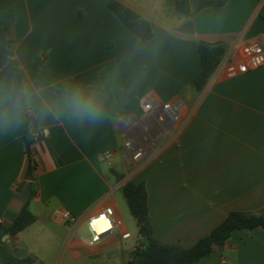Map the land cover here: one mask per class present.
Returning a JSON list of instances; mask_svg holds the SVG:
<instances>
[{"label": "crops", "instance_id": "obj_1", "mask_svg": "<svg viewBox=\"0 0 264 264\" xmlns=\"http://www.w3.org/2000/svg\"><path fill=\"white\" fill-rule=\"evenodd\" d=\"M108 1L15 0L12 30L0 27V232L26 202L35 216L16 236L1 237L19 259L128 264L145 239L122 193L127 181L144 183L147 219L163 244L189 248L229 212L264 211V65L235 79L218 68L244 43L264 39V0H227L196 12L190 0L191 15L176 10L177 0H114L149 22L147 42L118 21ZM199 43L223 52L196 91L191 82L200 72ZM11 60L22 90H41L45 99L68 87L102 89L103 117L55 118L36 100L28 109L34 140L28 158L16 135L19 115H6V92L16 88ZM176 101L194 112L181 127L178 119L163 132L144 104ZM131 139L146 152L126 165L124 143ZM106 208L117 224L89 245L86 222ZM60 210L75 222L64 223ZM192 264H264V229L235 230Z\"/></svg>", "mask_w": 264, "mask_h": 264}, {"label": "trees", "instance_id": "obj_2", "mask_svg": "<svg viewBox=\"0 0 264 264\" xmlns=\"http://www.w3.org/2000/svg\"><path fill=\"white\" fill-rule=\"evenodd\" d=\"M190 0H177L175 8L183 15H191L189 8ZM227 0H195L194 12L205 7H219L225 5ZM15 0H0V27L4 33H9L13 28V8ZM107 9L118 19V21L140 41L147 42L152 38V29L149 22L139 14L125 7L121 3L109 0ZM7 54L12 56L11 45H7ZM200 64L199 74L192 80L191 86L199 91L207 82L216 69L222 48L217 45L199 43L197 47ZM11 72L14 83L21 82L20 72L16 63L11 60ZM30 115L28 109L23 110L19 115L16 135L21 138L28 158H30V147L33 138L30 134ZM33 169V167H32ZM120 179V175H116ZM128 210L132 217L144 219L139 227V235L145 239L143 248L136 249L128 264H192L203 257L208 256L214 249L223 245L235 230H252L255 228L264 229V211L258 215H251L243 212L232 211L214 227L210 233L200 238L193 246L182 248L178 244H163L157 241L152 235L147 215V194L143 182L127 181L122 187ZM33 196L31 191L30 197ZM35 221V216L28 209L26 202L13 220L12 224L0 232V260L2 264H39L35 258H17L12 250L4 246L1 241L3 235L14 237ZM135 257V258H134Z\"/></svg>", "mask_w": 264, "mask_h": 264}, {"label": "built area", "instance_id": "obj_3", "mask_svg": "<svg viewBox=\"0 0 264 264\" xmlns=\"http://www.w3.org/2000/svg\"><path fill=\"white\" fill-rule=\"evenodd\" d=\"M263 65L264 39H261L244 43L239 47L238 54L233 61L219 65L218 68L221 67L225 79H235L249 71L257 70ZM144 109L150 113V119L162 126L163 132H168V124L179 119L182 105L178 101L157 104L145 102ZM145 152V147L140 142L133 139L126 141L123 155L125 164L134 165L138 163L144 157ZM58 215L64 223L71 224L75 222V218L66 210L58 211ZM112 215V210L106 208L87 220L86 226L90 234L87 240L89 245L99 242L102 236L113 230L117 223L113 220ZM101 217L104 219H101ZM122 237L126 238L128 235Z\"/></svg>", "mask_w": 264, "mask_h": 264}, {"label": "clouds", "instance_id": "obj_4", "mask_svg": "<svg viewBox=\"0 0 264 264\" xmlns=\"http://www.w3.org/2000/svg\"><path fill=\"white\" fill-rule=\"evenodd\" d=\"M41 90L25 88L23 90L11 87L6 92L9 108L6 115L14 118L23 110L31 109L36 100H39L41 111L51 114L55 118L68 115L79 120H100L105 111V99L102 89H87L74 86L62 89L52 99H45L40 95Z\"/></svg>", "mask_w": 264, "mask_h": 264}, {"label": "rangeland", "instance_id": "obj_5", "mask_svg": "<svg viewBox=\"0 0 264 264\" xmlns=\"http://www.w3.org/2000/svg\"><path fill=\"white\" fill-rule=\"evenodd\" d=\"M201 97H202V93L196 94V103L197 104L202 99ZM193 112H194L193 107H188V109H181L180 116H179V125H180V127L182 125H184V123L186 121L189 120V118H190V116L192 115ZM180 127H179V129H180Z\"/></svg>", "mask_w": 264, "mask_h": 264}, {"label": "water", "instance_id": "obj_6", "mask_svg": "<svg viewBox=\"0 0 264 264\" xmlns=\"http://www.w3.org/2000/svg\"><path fill=\"white\" fill-rule=\"evenodd\" d=\"M16 89L22 90V85H21V83L19 81H16ZM143 221H144V219L142 217H139L137 219V224H138L139 227L142 225ZM132 255H133V253H132Z\"/></svg>", "mask_w": 264, "mask_h": 264}, {"label": "snow or ice", "instance_id": "obj_7", "mask_svg": "<svg viewBox=\"0 0 264 264\" xmlns=\"http://www.w3.org/2000/svg\"><path fill=\"white\" fill-rule=\"evenodd\" d=\"M101 219H104L103 217H101Z\"/></svg>", "mask_w": 264, "mask_h": 264}]
</instances>
